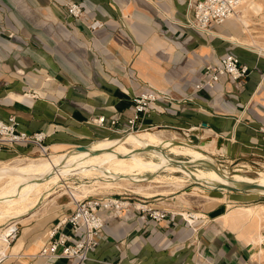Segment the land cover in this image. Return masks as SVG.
<instances>
[{"label":"crops","instance_id":"1","mask_svg":"<svg viewBox=\"0 0 264 264\" xmlns=\"http://www.w3.org/2000/svg\"><path fill=\"white\" fill-rule=\"evenodd\" d=\"M68 1L0 0V119L15 115L19 129L49 133L51 150L60 151L58 144L121 137L92 119L117 115L126 128L133 93L153 86L169 90L174 99L163 100V111L147 117L148 130L192 142L208 134L222 164H248L252 170L244 172L251 174L264 170L258 131L264 123V54L226 38L223 34L234 36L225 28L228 20L210 33L188 26V7L197 0H72L84 5L81 18L69 15ZM228 53L251 70L243 84L224 76L190 98L205 65ZM33 151L7 148L0 161ZM150 180L141 190L127 183L111 187L132 205L103 211L100 243L82 264H260L257 246L221 219L230 205L247 204L257 193L214 189L203 195L194 191L195 181L175 188ZM74 184L81 188V181ZM58 204L53 225L74 209L69 198ZM139 204L168 214L155 220L135 207ZM65 230L71 231L69 224ZM45 232L24 226L0 264H79L43 257Z\"/></svg>","mask_w":264,"mask_h":264},{"label":"bare ground","instance_id":"2","mask_svg":"<svg viewBox=\"0 0 264 264\" xmlns=\"http://www.w3.org/2000/svg\"><path fill=\"white\" fill-rule=\"evenodd\" d=\"M241 6L242 15L247 16L252 8L260 9V2L244 0L230 17L240 11ZM244 21L248 23L247 19ZM211 142L207 134L198 143H193L176 133L146 130L123 137L100 138L83 144L85 149L79 146L65 148L66 145L58 144L55 148L61 150L54 152L52 149L48 156H20L11 161L0 162V225H4L0 228V255L10 256L8 249L10 235L13 233L11 230L20 220H24L26 215L33 216L40 212L42 209L39 207L45 205L58 187H62L58 195L68 193L73 202L83 198L91 190L87 178L104 186L135 181L139 184V190L143 188L142 182L150 179L179 187L192 178L202 183V186L194 188L200 187L208 195L218 183L249 181L264 186V171L251 177L241 172L240 167L217 163L210 155L205 154L204 149ZM171 153L186 154L190 159L178 158ZM162 171H168L169 174H162ZM149 172L153 173L152 176ZM71 179L81 180L79 190L70 188ZM251 192L264 194V189H252ZM227 217L235 225L252 223L255 229L250 242L257 246V256L263 258L264 235L261 228L264 227V202L238 206Z\"/></svg>","mask_w":264,"mask_h":264},{"label":"built area","instance_id":"3","mask_svg":"<svg viewBox=\"0 0 264 264\" xmlns=\"http://www.w3.org/2000/svg\"><path fill=\"white\" fill-rule=\"evenodd\" d=\"M244 0H197L191 2L188 7L187 25L201 32H211L215 26L223 25L236 8ZM69 15L81 18L85 13L84 5L77 1L66 3ZM251 72L244 67L240 58L234 53H228L217 60L209 61L200 80L193 87L190 98L203 89L214 88L224 76H230L237 84H243V79ZM189 97V96H188ZM184 98H187L185 96ZM183 98V99H184ZM174 99L169 90L158 89L153 86L134 92L131 100L133 111L128 117L126 128L120 126V117L115 115L107 117L100 115L92 119V122L102 127H107L113 132L120 133L121 137L129 133H139L151 129L146 124V119L153 112H162V101ZM19 122L15 115L8 120L0 119V152L15 146L32 147L40 155L48 156L51 153V144L48 143L50 134L45 131H27L19 129ZM201 127H203L201 125ZM264 139V123L258 128ZM35 153V152H34ZM37 153V152H36ZM241 171H250L248 164H238ZM129 198L110 195H88L74 201V209L64 219L49 230L48 239L42 247L40 254L48 259L68 258L74 259L79 264L92 259V253L98 247L102 231L105 227L104 210H127L131 207ZM143 212H148L155 220L164 219L168 211L159 207H148L145 204L135 205ZM19 223L11 230L17 236ZM69 224L71 231L65 230Z\"/></svg>","mask_w":264,"mask_h":264},{"label":"rangeland","instance_id":"4","mask_svg":"<svg viewBox=\"0 0 264 264\" xmlns=\"http://www.w3.org/2000/svg\"><path fill=\"white\" fill-rule=\"evenodd\" d=\"M259 2H260V6H259L260 9L252 8L247 16L242 15V12H241V9L243 6L242 5L240 7V11H238L235 15L231 16L228 19V21L229 22L231 21V22L229 23L226 21L227 23H225L226 30H228L234 36H227L226 34H223V35L226 38L230 37V39L237 40L238 42L242 43L243 45L250 47L251 49H254V50L264 54V0H259ZM65 7H66V4H65ZM66 9H67V7H66ZM245 19L248 20V23H246L244 21ZM209 139L213 141V139L210 136H209ZM193 143H198V142L194 141ZM212 143L213 142L209 143L207 145V147H205L204 152L207 155H211V157L213 159L217 160L215 162L220 163V161L215 156V154L217 152L213 153V151H212L213 149H215V148L211 147ZM64 147L66 148L68 146L66 145ZM33 152H35V155H33V156L31 155L32 157H35V158L36 157H38V158L42 157V156H40L38 151L34 150ZM30 154H32V153H30ZM30 154H28V155H30ZM171 155H173V156L175 155L176 157L182 158L185 160L190 159L189 155H186V154L183 155L182 153H171ZM16 158H18V157H15L13 159L6 160V161H11V160H14ZM6 161H0V162H6ZM232 166L233 167H239V166H235L234 164ZM261 171H264V170H261ZM241 172H243V173H245L251 177L258 176V174H251V173H247L244 171H241ZM163 173L169 174L168 171L163 172ZM259 173H260V171H259ZM178 174H180V173H178ZM84 179H86V178H84ZM76 180H79V179H76ZM86 180L89 181V184L94 183V182L90 181L89 178H87ZM188 180H190V181L185 182L184 185L190 183L191 181H195L196 183H199V184H196V186L197 185L202 186V183H200L199 181H196L192 178L188 179ZM70 181H71L70 183L72 185V186H70V188L79 190V188H77L76 184H74L75 180L71 179ZM79 181H81V180H79ZM144 182L145 181L142 182L143 187L151 185V184L144 185ZM125 183L134 185L135 189L139 190L138 189V185H139L138 182L134 181V182H125ZM122 184H124V183H122ZM116 185H121V184H112V185L104 186V185L94 183V185L91 187V190L88 191V193H86L85 196H88V195H110V194H112L111 191L113 189L111 187L116 186ZM184 185H182V186H184ZM179 187H181V186H179ZM58 188L56 189V191H54L50 195V198L48 200L49 202L47 201L46 202L47 204L45 203L44 206L39 207V209H42L40 212H38L36 215H33V216L26 215L27 218L25 220H22V221L20 220V222H18L19 223L18 224L19 225V231H18L17 236H19L21 234L24 226H29V227H33V228L45 229L46 230V232H45L46 239H48L49 230L53 227V224H51L52 219H53L57 209H60L58 202H61L64 198H69V200H72L71 205L74 207V202H73V199L70 196V194L64 193L62 195H58V193L59 194L61 193L62 187H58ZM175 188H177V187H175ZM194 189H195L194 190L195 192L196 191L203 192L202 188H200V187H197ZM203 195H205L204 192H203ZM206 195H208V194H206ZM80 198H82V197H80ZM248 199L249 200H248L247 204H243V203L242 204L243 205H252V204H255L258 202H264V194L252 195V196H249ZM238 206H241V205H235V206L230 205V209L226 213L223 214L221 219L226 223V225H228L234 229H237L239 237H242L246 241L250 242L251 235L253 233V230L255 229L254 226L252 227V223H239V224L235 225V224H232L228 221V217H227L228 213L234 211L236 209V207H238ZM1 223L2 222H0V224ZM3 226L4 225H0V228H2ZM261 229L263 230L262 232L264 235V227H262ZM17 236L14 238H11V236H10V247H9V249L11 248V245L13 244V242H14L15 238H17ZM262 246L264 247V240L262 242ZM9 249H8V253H10ZM255 256L261 261L260 264H264V257L260 258L257 256V254ZM2 258H9V257H2L0 255V259H2Z\"/></svg>","mask_w":264,"mask_h":264},{"label":"water","instance_id":"5","mask_svg":"<svg viewBox=\"0 0 264 264\" xmlns=\"http://www.w3.org/2000/svg\"><path fill=\"white\" fill-rule=\"evenodd\" d=\"M81 149H85V145L79 146ZM227 188L230 191H251L252 189H264V186L249 181H235L234 184L218 183L215 189Z\"/></svg>","mask_w":264,"mask_h":264}]
</instances>
